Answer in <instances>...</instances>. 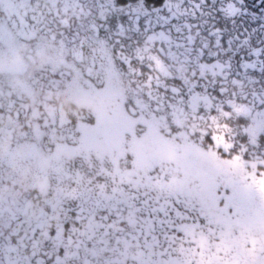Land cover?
Segmentation results:
<instances>
[{"label": "snow or ice", "instance_id": "1", "mask_svg": "<svg viewBox=\"0 0 264 264\" xmlns=\"http://www.w3.org/2000/svg\"><path fill=\"white\" fill-rule=\"evenodd\" d=\"M0 264H264V0H0Z\"/></svg>", "mask_w": 264, "mask_h": 264}, {"label": "trees", "instance_id": "2", "mask_svg": "<svg viewBox=\"0 0 264 264\" xmlns=\"http://www.w3.org/2000/svg\"><path fill=\"white\" fill-rule=\"evenodd\" d=\"M249 3L252 4L253 3V0H249ZM255 6L257 8H259V6H260V0H255Z\"/></svg>", "mask_w": 264, "mask_h": 264}]
</instances>
